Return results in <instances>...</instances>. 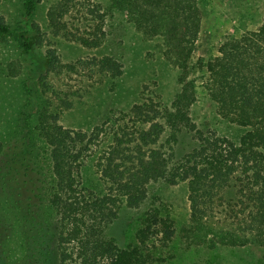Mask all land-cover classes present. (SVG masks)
<instances>
[{
    "label": "rangeland",
    "instance_id": "1",
    "mask_svg": "<svg viewBox=\"0 0 264 264\" xmlns=\"http://www.w3.org/2000/svg\"><path fill=\"white\" fill-rule=\"evenodd\" d=\"M196 2L201 21L191 54V63L197 67L191 77L198 92L192 118L199 126L239 143L246 131L216 116L207 93V66L227 40L259 32L264 0ZM114 6L112 0H42L27 19L23 0H0V21L16 32L26 27L37 39L32 54L26 56L14 36L0 35V142L9 155L0 160V264H29L36 258L34 253L41 251L38 239L53 248L50 240L58 217L47 201L51 164L48 148L34 130L41 111L51 114L65 130L90 135L95 128L102 129L82 160L77 184L86 199L105 198L110 208L118 210L112 236L121 246L134 240L141 215L154 208L172 219L178 232L172 243L173 259L167 264H264V226L259 237L245 246L208 247L194 242L186 248L182 244L189 219L185 183L147 185L146 202L130 209L103 179L99 162L113 149L121 152L118 164L123 153V159L131 157L123 166L129 176L136 172L138 157L145 159L150 150L160 149L167 131L150 146H142L138 139L151 124L163 123V114L181 90L180 72L171 64V42H179V24L166 25L168 20L156 19L141 33L128 10ZM45 58L51 61L50 67H43ZM106 58L121 64V76L113 77L103 68ZM18 149L26 150V155ZM14 161L18 167L10 166ZM257 194L250 173L238 167L217 193L213 214L205 222L209 238L244 228L259 210ZM31 216L36 220L35 231L29 229Z\"/></svg>",
    "mask_w": 264,
    "mask_h": 264
},
{
    "label": "trees",
    "instance_id": "2",
    "mask_svg": "<svg viewBox=\"0 0 264 264\" xmlns=\"http://www.w3.org/2000/svg\"><path fill=\"white\" fill-rule=\"evenodd\" d=\"M23 1L24 16L28 19L42 0ZM112 2L128 10L141 33H145L150 22L156 19L168 20L166 25L179 24V42H171V64L180 72L178 81L181 90L171 108L163 114V123L151 124L138 139L142 146H150L167 131L168 138L160 149L150 150L145 159L138 157L136 172L130 176L129 169L123 166L124 161L131 157L125 160L123 153L118 164L116 160L121 152L113 149L100 159L103 179L110 184L112 191L125 198L130 209H138L146 202L147 185L163 182L175 186L185 183L189 219L186 228H183L182 244L186 248H192L194 242L208 247L245 246L259 237L258 231L264 226V23L255 34L223 43L218 56L207 66V93L215 106L216 116L246 131L238 143L218 135L209 127L199 126L192 118L198 92L196 81L191 77L197 71L196 65L191 63V54L201 21L196 0ZM165 31L170 33L167 29ZM0 35L14 36L26 56L32 54L37 41L26 27L16 32L1 21ZM42 61L43 67H50V60L45 58ZM101 64L113 77L121 76L122 66L115 60L106 58ZM199 66L202 69V62ZM19 67L21 69L22 65ZM35 121L34 130L48 148L52 185L47 201L55 217H58V223H54L56 232L51 235L53 248L45 246L44 239H38L36 243L38 245L40 241L38 247L41 251L34 253V260L27 259L29 264H167L171 261L172 243L178 235L172 219L161 216L154 208H148L138 220L134 240L123 247L112 236L118 210L113 206L110 208L105 198L86 199L79 188L77 179L82 160L102 129L95 128L90 135L65 130L47 111L38 112ZM119 142L118 147H121V140L116 139L115 143ZM6 149L0 142V160L8 158ZM162 149L166 151V156ZM18 151L26 155V150ZM18 163L14 161L10 166L16 164L18 167ZM241 166L250 173L252 183L257 187L259 210L250 216L248 224L239 232L214 234L209 238L211 231L205 222L213 214L217 193ZM125 173L126 180L123 179ZM30 221L33 222L29 224V229L32 227L35 231L36 220L32 218ZM261 235L264 237L262 232Z\"/></svg>",
    "mask_w": 264,
    "mask_h": 264
}]
</instances>
